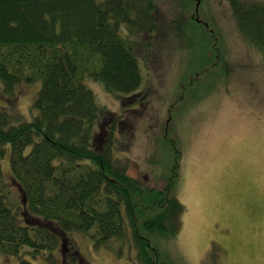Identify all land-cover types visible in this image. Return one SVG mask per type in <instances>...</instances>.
<instances>
[{
	"label": "trees",
	"instance_id": "obj_1",
	"mask_svg": "<svg viewBox=\"0 0 264 264\" xmlns=\"http://www.w3.org/2000/svg\"><path fill=\"white\" fill-rule=\"evenodd\" d=\"M229 1L241 32L264 57V0ZM154 10L155 0H0L4 92L14 102L19 84L42 81L31 120L14 105L0 109V253L22 256L28 248L54 258L67 232L86 233L98 246L130 232L138 264H174L150 235L172 238L180 230L181 148L171 140L164 189L131 176L119 152L122 116L100 105L84 80L137 91L138 37L162 32ZM187 25L180 22L176 35ZM8 145L15 184L3 172Z\"/></svg>",
	"mask_w": 264,
	"mask_h": 264
},
{
	"label": "rangeland",
	"instance_id": "obj_2",
	"mask_svg": "<svg viewBox=\"0 0 264 264\" xmlns=\"http://www.w3.org/2000/svg\"><path fill=\"white\" fill-rule=\"evenodd\" d=\"M154 14L162 32L138 37L137 91L84 79L100 105L122 116L119 152L131 176L164 189L170 153L181 148L180 230L172 238L150 235L152 244L174 264H264V57L241 32L229 0H155ZM178 20L188 25L176 35ZM41 85L19 84L11 102L0 78V109L14 105L31 120ZM7 147L4 177L15 184ZM49 254L0 253V264H20V257L30 264H138L130 232L101 246L67 232L56 256Z\"/></svg>",
	"mask_w": 264,
	"mask_h": 264
}]
</instances>
